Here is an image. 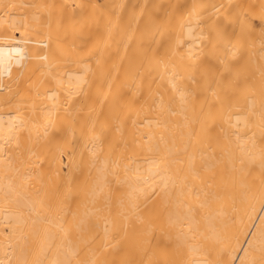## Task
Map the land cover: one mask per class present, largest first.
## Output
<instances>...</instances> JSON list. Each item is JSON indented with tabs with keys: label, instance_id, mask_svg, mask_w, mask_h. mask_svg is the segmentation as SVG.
Instances as JSON below:
<instances>
[{
	"label": "bare ground",
	"instance_id": "obj_1",
	"mask_svg": "<svg viewBox=\"0 0 264 264\" xmlns=\"http://www.w3.org/2000/svg\"><path fill=\"white\" fill-rule=\"evenodd\" d=\"M0 264H264V0H0Z\"/></svg>",
	"mask_w": 264,
	"mask_h": 264
}]
</instances>
